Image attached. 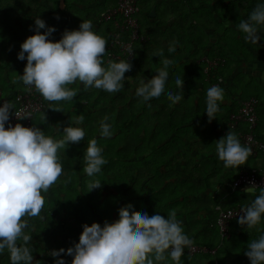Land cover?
Segmentation results:
<instances>
[{"label":"trees","instance_id":"obj_1","mask_svg":"<svg viewBox=\"0 0 264 264\" xmlns=\"http://www.w3.org/2000/svg\"><path fill=\"white\" fill-rule=\"evenodd\" d=\"M162 3L170 11L168 16L161 14L158 2H139L138 16L142 8L147 14L146 22L140 19L139 33L145 40L134 43V54L129 59L133 68L125 73L120 92L110 94L94 88L85 91L83 84H73L69 87L79 91L72 102L50 103L43 99V110L33 119L34 126L55 139L62 138L63 128L70 124L86 130L79 145H70L65 153H60L64 170L70 175L75 172L72 182L54 185L45 194L47 202L42 212L45 219L30 221L34 225L31 231L34 260L42 264H55L56 259L71 264L72 257L62 254L53 258L49 253L61 248L66 251L78 243L84 224L91 226L95 222L103 226L105 220L114 222L119 218L118 210L128 204L137 212L149 216L159 213L165 218L175 209L177 220L194 245L215 251L203 257L191 256L185 248L181 258L184 264H199L200 258L209 264H250L244 255L247 244L264 234V225L259 226L260 232L248 230L238 225V219L230 222L228 238L222 237L216 227L219 216L216 207L244 208L259 194V190L245 192L233 188L238 174L250 169L259 154L251 155L239 169H230L219 160L214 143L229 130L237 136L240 131H248L244 125L234 128L231 117L250 97L258 100L257 133L264 141V27L258 30L261 37L258 44L247 42L238 29L239 21L247 20L255 6L264 0ZM116 5L117 0H0V90L4 96L14 103L18 87L20 92L25 91L22 82L14 83L18 75H23L27 63L26 59L18 60L17 55L20 45L35 34L30 28L37 17L57 29L50 37L53 42H58L65 30H78L83 20H91L93 31L107 40L105 66L109 60L119 62L109 58L110 35L115 24L100 20L103 13ZM154 7L157 16L151 18ZM56 16L60 19H55ZM40 31L43 34L45 30ZM173 42L176 51L169 53L168 47ZM157 50H163L164 57L153 56ZM163 58L174 61L168 68L166 91L184 99L172 104L162 95L143 103L135 95L136 89L141 80L147 81L156 74ZM258 64L260 68L256 67ZM177 76L184 80L183 91L175 86ZM216 84L224 89L225 99L216 119L209 123L205 113L206 92ZM10 88L16 91L14 101L8 94ZM54 107H61L63 112L49 109ZM80 114L85 116L83 124L75 122ZM105 115L112 125L111 138L100 136V121ZM90 139L97 140L108 162L96 177L102 188L88 192L90 178L82 169ZM0 264H10L6 250L0 254Z\"/></svg>","mask_w":264,"mask_h":264},{"label":"clouds","instance_id":"obj_2","mask_svg":"<svg viewBox=\"0 0 264 264\" xmlns=\"http://www.w3.org/2000/svg\"><path fill=\"white\" fill-rule=\"evenodd\" d=\"M260 27H264V3H258L248 19L238 23L244 39L252 44H258L261 39L258 34ZM41 29L45 30L43 34ZM30 30L35 34L26 38L17 55L18 60L26 59L27 63L23 75H18L14 81L22 82L26 91L34 89L45 101L59 103L73 101L79 89L69 86L77 83L83 84L85 91L94 88L114 94L123 89L125 73L132 71L133 65L128 59L119 62L109 60L105 66L107 40L93 31L91 20H83L78 30H65L58 42L50 39L57 29L48 27L39 17L34 19V27ZM175 51L173 42L168 52ZM153 56L164 57V52L157 50ZM160 63L162 67L151 79L140 81L135 95L143 103L163 95L172 104H177L184 96L166 91L168 68L174 61L163 58ZM175 86L183 91L184 80L177 76ZM224 99L223 88L213 85L207 89L205 113L209 123L216 119ZM147 106L151 107V104ZM14 109L15 105L10 101H4L0 106V254L6 250L10 264H42L34 260L31 247L34 225H30V221L33 218L45 219L42 215L47 202L45 194L54 185L62 182L66 186L72 182L75 172L70 175L64 170L60 153H65L70 145H79L86 136V130L69 123L70 126L63 128L62 138L55 139L34 125L24 127L16 123L12 126L10 118L13 113L17 118ZM49 109L63 112L61 107ZM42 117L46 122L45 113ZM108 120L105 115L100 121L102 138H111L114 134ZM84 121L83 114L75 117L77 124ZM214 143L218 158L226 168L239 169L252 155L251 148L242 145L237 134L230 130ZM107 162L97 140L90 139L82 169L90 178L87 181L88 192L102 188L103 184L96 177L102 174ZM244 190L255 192L257 187L253 183L252 187ZM118 215L114 222L105 220L103 226L95 222L91 226L82 225L78 243L66 251L63 248L53 250L49 255L53 258L62 254L70 256L71 264H169V261L184 264L181 259L184 250L192 249L195 242L184 233L175 209L170 210L165 218L159 213L149 216L146 212H137L128 204L118 210ZM262 217L264 188H259L255 199L241 210L238 223L248 230L260 232ZM244 255L250 264H264V234L248 242ZM55 264L66 262L56 259Z\"/></svg>","mask_w":264,"mask_h":264},{"label":"built area","instance_id":"obj_3","mask_svg":"<svg viewBox=\"0 0 264 264\" xmlns=\"http://www.w3.org/2000/svg\"><path fill=\"white\" fill-rule=\"evenodd\" d=\"M140 0H117V5L101 16V21H113L115 24V31L111 33V48L109 58L112 60H123V58L131 59L133 57V46L137 41H144L145 37L140 35V23L138 19ZM188 1V0H186ZM121 19V22L119 21ZM218 86V84H216ZM4 101H9L0 90V106ZM14 111L17 113V118L14 113L10 118V123L15 126L20 123L24 127H32L33 119L36 114L43 110V98L34 89L31 91L20 92L16 101ZM258 101L256 98H249L243 102L239 112L231 117L233 127L244 125L247 127V132H239V140L242 145L248 146L252 150V155L264 153V142L258 138L257 115ZM27 118V119H26ZM255 184L257 190L264 188V172L258 169L242 170L235 182L233 188L235 190L247 189ZM243 208H235L222 210L216 207L215 210L219 213L216 227L219 229L221 235L225 238L229 237L230 222L234 219H239L241 210ZM187 251L190 255L196 254H214L215 251L209 250L207 247L193 246Z\"/></svg>","mask_w":264,"mask_h":264},{"label":"rangeland","instance_id":"obj_4","mask_svg":"<svg viewBox=\"0 0 264 264\" xmlns=\"http://www.w3.org/2000/svg\"><path fill=\"white\" fill-rule=\"evenodd\" d=\"M147 2L149 3V4H153L154 2H156L155 0H147ZM165 3H160L159 5L160 6H162V8H161V14L162 15H166V16H168L169 15V9L168 8H166L165 7V5H164ZM156 5H158V4H156ZM154 8H156V7H154ZM153 10V9H152ZM138 18H139V21H140V19L141 20H143V23L144 22H146L147 21V14H146V12H145V10L142 8L141 9V15H139L138 16ZM155 18V17H154ZM169 20H171L172 19V17L170 16L169 18H168ZM155 27V26H154ZM156 28V27H155ZM155 31H156V29H155ZM213 39H215L214 41H216V38H213ZM25 65H26V63H25ZM256 67L257 68H260V66H259V64L258 65H256ZM18 93H20V91H21V88H20V86L18 87ZM263 156V154H259L258 156H257V158L256 159H259V158H261ZM250 168H253V167H250ZM223 237V236H222ZM197 246V245H196ZM204 247H206V246H204ZM208 248V247H207ZM209 249V248H208ZM209 250H211V249H209ZM211 251H213V250H211ZM208 254H210V253H208ZM199 255H202V257L203 256H205V255H203V254H199ZM206 259H204V258H200L199 260H198V262L200 263V262H203V261H205ZM202 264H207V262H203Z\"/></svg>","mask_w":264,"mask_h":264},{"label":"crops","instance_id":"obj_5","mask_svg":"<svg viewBox=\"0 0 264 264\" xmlns=\"http://www.w3.org/2000/svg\"><path fill=\"white\" fill-rule=\"evenodd\" d=\"M146 2H147V0H145ZM156 2H158V3H162V1H164V0H155ZM156 16H157V14H156ZM152 18V17H151ZM156 18V17H155ZM256 68V67H255ZM258 74H259V72H258ZM263 81H264V76H263ZM16 94V91H12V89L10 88V90H9V92H8V94L10 95V99H11V101H14L15 100V94ZM263 138H264V135H263ZM250 166L251 167H253V168H255V169H259V170H264V154H263V156L261 157V158H259V159H253V161L251 162V164H250ZM251 169V168H250ZM239 225V224H238ZM263 225H264V219H262V222H261V225H260V227L262 226L263 227ZM262 229V228H261ZM263 231H264V229H262ZM239 233H241V232H239ZM203 262H207V264H209L210 262H208V260H205V261H203ZM203 262H200L199 264H202Z\"/></svg>","mask_w":264,"mask_h":264},{"label":"water","instance_id":"obj_6","mask_svg":"<svg viewBox=\"0 0 264 264\" xmlns=\"http://www.w3.org/2000/svg\"><path fill=\"white\" fill-rule=\"evenodd\" d=\"M150 17L154 18L156 17V8H154L151 13H150Z\"/></svg>","mask_w":264,"mask_h":264}]
</instances>
